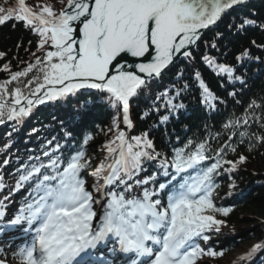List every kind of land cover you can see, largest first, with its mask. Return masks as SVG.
Returning a JSON list of instances; mask_svg holds the SVG:
<instances>
[{"label": "snow or ice", "instance_id": "1", "mask_svg": "<svg viewBox=\"0 0 264 264\" xmlns=\"http://www.w3.org/2000/svg\"><path fill=\"white\" fill-rule=\"evenodd\" d=\"M245 2L67 0L59 11L50 5H37L36 11L26 0H17L7 8L0 5V25L11 21L15 27L16 22H22L38 37L37 49L42 52L21 70L12 72L10 62L0 67V71L10 73L9 79L0 82V124L5 117L23 119L48 101H67L78 95H93L92 90H96L108 104L122 111L124 124L131 127L133 98L167 75L180 57L192 59V46L201 39V30L215 25L229 9ZM245 24L255 21L245 20L239 27ZM6 55L0 51V59ZM246 56L248 49L237 60ZM130 57L136 58L135 62ZM203 59L218 74L241 80L232 66L216 64L207 56ZM30 73L34 74L29 77ZM177 75L182 77L183 73ZM13 82L16 85L10 90ZM195 83L201 90V102L214 109L219 98L199 72L195 73ZM189 87L188 83L173 86L156 96L152 110L166 113L160 116L161 124L185 108L177 101ZM248 123L247 118L243 119L244 125ZM240 124V120L229 121L225 128ZM113 127L117 129L115 139L105 146L106 159L112 162H101L91 172L97 178L92 190L82 177L91 167L83 147L65 158L57 154L61 147L57 143L43 153L47 162L35 157V162L21 171L10 194L25 185L31 191L19 212L7 222L2 211L6 205L0 201V233L18 230L32 237L30 243L13 253L19 264H198L205 255L223 256V250L201 247L197 240L207 243L211 239L208 233H219L225 221L217 219L216 214L226 217L231 211L214 202L218 187L214 175L224 165L230 166L226 170L235 171L247 157L241 154L236 160L225 159L228 150L236 151L227 142L213 148L207 139L189 140L183 148L174 150L170 162L167 157L161 161L165 182L155 181L152 176L140 179L144 160L160 158L161 153L147 133L133 137V143L119 130L117 120ZM252 135L264 144V135ZM65 136L71 137L72 133L66 132ZM92 139L85 135L82 144ZM210 160L213 162L205 163ZM5 187L4 177L0 176V190ZM94 193H100L99 198ZM96 205H100L99 210ZM261 249L264 241L254 244L239 259L247 261ZM0 264H6V260L0 259Z\"/></svg>", "mask_w": 264, "mask_h": 264}, {"label": "trees", "instance_id": "2", "mask_svg": "<svg viewBox=\"0 0 264 264\" xmlns=\"http://www.w3.org/2000/svg\"><path fill=\"white\" fill-rule=\"evenodd\" d=\"M13 1L14 0H0V5L7 8L9 7V2ZM26 1L36 9H39V7H36L37 5H50L57 11L63 8L67 2V0H63V2H61V0ZM256 3L257 7L252 6L248 8L250 11L249 13H243L240 17L232 19L228 30L224 29L217 31L216 34L207 38L196 51L192 52L193 58H187L189 64L183 62L179 72L176 70L174 72L175 74L169 73L170 79L165 76V81H169L170 87H182L185 83L190 85L189 90L182 94L177 102L183 103L191 112L193 110L196 111V109L201 110V106H206L201 102V90L195 83V73L199 72L211 92L219 98L215 107L219 108L220 114L211 115L210 118H207L205 121L198 119L197 116L188 117L185 120L186 123H182L178 126L167 122L163 124V128H160L158 131H155L156 122H151L149 123L151 127L148 128V131L144 129L141 130L140 127H137V133L134 134V137H140L143 133L148 134V138L153 141L156 151L161 153V157L157 159L159 161L161 158L163 159V151L167 148L164 144L165 140L170 139L171 142H173L172 134L174 133L177 137L181 128L187 126L191 128V133L193 134L196 133V131H200L201 127H206L204 132H198L203 138L199 137L197 133L195 135L196 137L190 138V140L200 141L206 138L212 144L213 148L219 147L225 142L234 145L236 151L232 152L228 150L227 155L224 157L225 159L236 160L241 154L247 157L245 163L239 165L232 173L226 170L230 166L224 165V168L221 169L218 174L214 175V183L218 186L217 188L222 196L228 192L232 184L242 182L243 186L250 185L255 187L238 206L230 211L228 216L223 217L227 225L224 226V224L222 230L225 231L227 228L228 230L226 231L228 234L233 236L232 248H240L243 244L252 245L260 242L264 238V144L260 143L256 137L252 135V133H255L256 136L264 135V28L261 27V25H264V0H260ZM245 20H253L255 24H245L241 29L239 26L243 24ZM218 33L220 34L219 36L217 35ZM29 41H31V44H29ZM37 41V39L32 38L31 32L23 27L22 22H16L15 27H13L11 21L5 25H0V51L7 54L3 59H0V67L10 62L11 71L15 72L23 69L28 63L34 62L36 56L42 55V52L37 49ZM253 41H255V44L252 43ZM213 44L216 46L213 47ZM245 49L249 50V56L244 57V59L250 63L249 74L236 68L239 63L237 57L240 56ZM33 53H35V55H33ZM205 56L214 59L216 64L232 66L235 70V74H238L241 80H238L237 85L232 87L228 76L222 73L218 74L214 70V67H210L204 61L203 58ZM254 59L260 61V66L254 63ZM259 69H263L262 75L256 81H252L250 76L255 73V70L257 71ZM180 72L184 75L188 74V77L182 76L179 78L177 74ZM33 74L34 73H30L29 77ZM9 78V72L0 71V82ZM180 79L183 80L182 83H180ZM243 82H245L243 86L240 85ZM15 85L16 82H13V84L9 86L10 90L14 89ZM222 87L225 90H223ZM231 92H234V94L230 95ZM184 95H186V98H184ZM221 102L225 104V108L222 106ZM224 111L225 114H223ZM148 113L150 114V112ZM162 113L163 115L166 114L165 112ZM88 117L90 118L88 121L89 126H93L95 122L99 120L98 118L93 120L90 114ZM245 118L249 121L247 125L243 124V119ZM58 119L62 122L64 121L63 124L67 130H70L69 124L65 123V121L67 122L65 117H58ZM106 120L107 122L103 124H100L98 121V124L91 128H87L85 131H90L88 133L93 134L95 137V140L89 145V149L92 150L91 154L93 159L96 160L97 157H99L102 162L104 160V149L107 145L105 141L110 137L113 131L111 125L115 117L114 115L109 116ZM135 120L139 124H146V122L140 119L136 118ZM172 120H170V122H173ZM235 120H240L241 124L233 129L225 128V124ZM155 121H157V119H155ZM204 123L206 124L204 125ZM50 124L55 125L53 122H50ZM44 125L46 126L48 123ZM58 125L59 124H56L55 128H57ZM40 128H43V126ZM109 129H112V131H109ZM233 132L236 134L232 136L231 140H228V137L232 135ZM242 132L245 133V135L241 136L240 134ZM8 140L9 139L5 137H0V148H2L3 143ZM12 140L16 142V139ZM241 140H243V143L240 142ZM10 151H12V148ZM213 157H215L214 153ZM210 161L211 163L213 162L212 160ZM98 165L99 164H96V167ZM6 175L8 184L14 185L15 182L11 181L9 173ZM140 177L141 176L138 174V178ZM242 185L239 186V188L242 187ZM218 214L219 213L216 214L217 219L221 217ZM241 225L250 228V231L243 233L241 227H239ZM222 264H224L223 261Z\"/></svg>", "mask_w": 264, "mask_h": 264}, {"label": "bare ground", "instance_id": "3", "mask_svg": "<svg viewBox=\"0 0 264 264\" xmlns=\"http://www.w3.org/2000/svg\"><path fill=\"white\" fill-rule=\"evenodd\" d=\"M152 84H154V81L152 82ZM134 111L136 109H133ZM147 112V110L145 111H141V112H138L140 114V116H144V114ZM148 116V115H147ZM143 126L140 127L141 130H145V131H148V128L146 127V124H142ZM90 132V131H88ZM130 142H133L132 139ZM173 155V152L172 150L167 147L165 149V151H163V158L164 157H167L168 161L170 162L171 161V156ZM158 159V158H157ZM155 160V161H149V160H144V162H146L148 164V169L144 172V170L142 172H144V178H148L150 176H152L153 178H163V180L165 181V178L163 176V169L161 168V161L163 160L161 158V160ZM154 169V170H153ZM170 171V169H169Z\"/></svg>", "mask_w": 264, "mask_h": 264}, {"label": "rangeland", "instance_id": "4", "mask_svg": "<svg viewBox=\"0 0 264 264\" xmlns=\"http://www.w3.org/2000/svg\"><path fill=\"white\" fill-rule=\"evenodd\" d=\"M235 76H238V74H235ZM238 77H239V76H238ZM232 81H233V80H232ZM232 81H230V82H232ZM235 81H236V82H235L234 84H237V81H238V80L235 79ZM232 86H233V84H232ZM148 99H149V104H151L153 98H152V97H149ZM86 104H87V102L83 103L82 106L87 107ZM94 113H95V115L92 116V119H93V120H95V118H97V117H101V113H100V111L96 110ZM138 117H139V119H140L141 121L145 122V121L143 120V118H141L142 116H138ZM89 119H90V118H89ZM55 121H56V120H55ZM53 123H55V122H53ZM91 123H92V122H91ZM69 124L75 126L72 122H69ZM53 125H54V124H53ZM141 126H142V124H141ZM148 126H149V125H148ZM47 127H50V126L47 125ZM239 227H241L243 233H247V232L250 231V228L245 227V226H243V225H241V226H239ZM248 246H249V244H245V245L243 244V245H241V248H240V249H238L237 251H235V252L233 253V255L229 256V258H230V260H231L229 263H231L233 260H235V259L241 257L242 255H244V254L247 252L248 248H249ZM225 263H227V262L224 261V264H225ZM209 264H212V263H209Z\"/></svg>", "mask_w": 264, "mask_h": 264}, {"label": "water", "instance_id": "5", "mask_svg": "<svg viewBox=\"0 0 264 264\" xmlns=\"http://www.w3.org/2000/svg\"><path fill=\"white\" fill-rule=\"evenodd\" d=\"M251 0H246V2L244 3V4H241V5H236V6H234L232 9H234V8H237V7H240V6H243V5H245L246 3H248V2H250ZM232 9H229L225 14H223L222 15V17H221V19L219 20V21H217L216 23H218V22H220L221 20H222V18H224V16L230 11V10H232ZM214 25H211L208 29H202L201 30V32L203 33L202 34V36H201V39L200 40H198L197 42H196V44L194 45V46H192V50H194L196 47H197V45L202 41V38L204 37V35L208 32V30L210 29V28H212ZM182 57H180V59H181ZM135 59L136 58H129V60L131 61V62H135ZM179 59V60H180ZM177 62V61H176ZM171 67V66H170ZM141 75H143V74H141Z\"/></svg>", "mask_w": 264, "mask_h": 264}]
</instances>
